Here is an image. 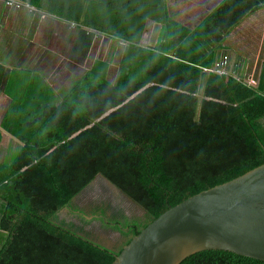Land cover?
<instances>
[{
  "label": "trees",
  "instance_id": "16d2710c",
  "mask_svg": "<svg viewBox=\"0 0 264 264\" xmlns=\"http://www.w3.org/2000/svg\"><path fill=\"white\" fill-rule=\"evenodd\" d=\"M93 1L95 15L83 23L105 34L114 31L121 10L129 13L123 35L133 45L122 54L117 78L110 77V60H97L71 77L74 83L60 93L64 103L39 72L27 86L15 78L6 88L15 95L7 119L21 128L15 134L25 146L11 164H0V199L6 202L0 209V264H111L169 207L264 163V68L258 86L240 80L239 88L231 72L203 69L216 61L226 37L264 8V0H223L192 32L169 15L168 0ZM27 2L38 6V0ZM74 8L54 12L71 19ZM149 17L163 26L157 44L142 48ZM82 41L86 52L92 38ZM6 75L0 66V88ZM98 174L137 201L143 216L129 217L124 207L112 209L103 200L90 215L80 207L75 198ZM95 219L118 230L121 244L99 242L87 228ZM179 264L264 260L209 249Z\"/></svg>",
  "mask_w": 264,
  "mask_h": 264
},
{
  "label": "crops",
  "instance_id": "0c3cea01",
  "mask_svg": "<svg viewBox=\"0 0 264 264\" xmlns=\"http://www.w3.org/2000/svg\"><path fill=\"white\" fill-rule=\"evenodd\" d=\"M6 1L0 0V66L7 73L6 83L0 88V164L2 165L11 164L25 146L21 136L15 134L19 133L21 128L10 125L7 119L11 113V106L15 104V95L7 93L6 88L11 82L15 83L17 76L29 74L27 82H22L27 86L32 74L42 73L44 80L58 93V103H64L60 93L62 90L66 91L65 87L69 85L66 82L67 78H61L62 75L68 71L70 75L68 79H72L81 76L95 61L110 60V70L115 68V80L125 48L128 44L133 45L124 40V28L131 22L129 13L124 10L119 13L114 31L108 35L83 23L87 15H95L93 0H76V2L38 0V6L32 2L28 3L27 0H13L22 3L21 8L8 7ZM222 1L183 0L182 8L178 6L181 5L182 0H168L167 9L170 16L174 15L175 19L183 22V25L192 32L216 10ZM129 2L132 3L133 0ZM73 3L75 8L71 19L54 12L55 10L68 12L73 7ZM138 9L139 7L135 12L140 13ZM261 12H264V8L250 15L231 32V35L237 38L242 37V50L227 44V39L223 44L225 47L216 51L215 57H220L214 63L229 52L233 54L229 74L231 72V78H236L237 81L234 83L240 80L249 83V80L254 78L255 86H258L264 68V17L257 16ZM182 14L181 19L177 18V15ZM162 26L156 18L149 17L139 46L154 47L159 40ZM155 27L157 32L153 35ZM87 37L92 38L93 42L85 52L86 47L82 38ZM89 57L94 60H89ZM71 75L75 76L71 78ZM0 203L5 205L6 202L0 199Z\"/></svg>",
  "mask_w": 264,
  "mask_h": 264
},
{
  "label": "water",
  "instance_id": "95a60500",
  "mask_svg": "<svg viewBox=\"0 0 264 264\" xmlns=\"http://www.w3.org/2000/svg\"><path fill=\"white\" fill-rule=\"evenodd\" d=\"M209 249L264 260V163L169 207L124 244L111 264H179Z\"/></svg>",
  "mask_w": 264,
  "mask_h": 264
},
{
  "label": "rangeland",
  "instance_id": "374dc122",
  "mask_svg": "<svg viewBox=\"0 0 264 264\" xmlns=\"http://www.w3.org/2000/svg\"><path fill=\"white\" fill-rule=\"evenodd\" d=\"M178 6L183 8V1L181 5H178ZM257 16L264 17V12L258 13ZM156 32H157V27H155L153 31V35H155ZM230 35L226 37V40L228 39V41L226 42L225 40V42L227 44H231V46L240 48L242 50V47H243L242 37L237 38V36H233V35L230 36ZM141 45L143 46L144 43H142ZM231 55L233 56L231 52H229V54L227 55H223L228 58L229 67H230L231 61H233V57L231 58ZM219 57L220 56L216 58L218 59ZM88 59L91 61L94 60V59H91L90 57ZM114 69L115 68H111L110 70V77L112 79H114ZM73 76L74 75H71V77ZM28 77H29V74H23L21 76H17L16 78H18L19 82L25 83L27 82ZM64 77L67 78L66 82L68 83L69 86H71L75 81L73 79H68L70 77L68 71L64 75L61 76V78H64ZM236 86H238V84L233 83V87L236 88ZM11 90H13V93L15 94H18L21 92L18 88H11ZM100 200L106 201L108 205L112 206V209H115L117 206L124 207V210H125L124 212L129 217H140V216H143L145 212L144 208L139 203H137V201L129 198V196L124 194V192L120 188L119 190L116 189L103 177H98L91 185L85 188L79 194V196L75 198V202L79 204L80 207L87 208V212L89 215L91 214V211L89 210L90 208H92L91 206L97 202H100ZM1 208H2V203H0V209ZM65 215H67V209H63L62 211V216H65ZM87 228L88 230H93V234L95 235V238H98L99 242H101L102 244L108 247L119 245L123 241L122 235L118 230H112L111 228L105 226L102 223V221L99 219L93 220V222Z\"/></svg>",
  "mask_w": 264,
  "mask_h": 264
},
{
  "label": "built area",
  "instance_id": "2783aa9c",
  "mask_svg": "<svg viewBox=\"0 0 264 264\" xmlns=\"http://www.w3.org/2000/svg\"><path fill=\"white\" fill-rule=\"evenodd\" d=\"M6 4H7L8 7H14V8L23 7L22 3H19V2L13 1V0H7ZM203 69L205 71H215V72H218L220 74H229V61H228V58L226 56H223L216 63H213L210 67L203 68ZM249 83L255 85L256 84V80L254 78L250 79Z\"/></svg>",
  "mask_w": 264,
  "mask_h": 264
}]
</instances>
